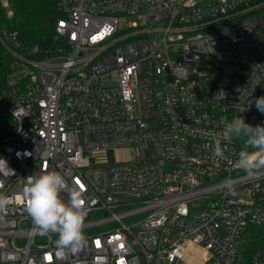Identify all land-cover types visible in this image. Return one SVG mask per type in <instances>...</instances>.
Instances as JSON below:
<instances>
[{"label": "built area", "instance_id": "built-area-1", "mask_svg": "<svg viewBox=\"0 0 264 264\" xmlns=\"http://www.w3.org/2000/svg\"><path fill=\"white\" fill-rule=\"evenodd\" d=\"M58 9L56 49L32 59L6 47L20 63L0 79V161L15 173L0 174V191L19 197L28 176L61 173L85 192L88 243L58 257V235L38 231L14 199L0 219V264H237L248 227L264 224V170L243 171L236 138L224 159L204 146L238 113L246 124L264 116V0ZM128 17L140 23L122 28ZM123 150L131 159L90 162ZM251 264H264V247Z\"/></svg>", "mask_w": 264, "mask_h": 264}, {"label": "clouds", "instance_id": "clouds-1", "mask_svg": "<svg viewBox=\"0 0 264 264\" xmlns=\"http://www.w3.org/2000/svg\"><path fill=\"white\" fill-rule=\"evenodd\" d=\"M255 106L264 114V96L255 100ZM241 136L245 137V141L238 153L237 163L247 175L254 176L264 170V126L253 127L239 117L227 122L223 130L213 138L214 147L211 144H205L204 147L212 148L214 157L224 159L227 144ZM222 141L225 142L223 147ZM228 163L231 165L233 162L229 160ZM0 174L8 176L15 173L6 167V161H0ZM234 183L231 178L224 181L226 194H237ZM63 192H67L66 200L61 196ZM14 199L22 200L25 211L38 231L58 235L55 241L58 257L62 258L68 252L76 254L87 245L88 238L83 231L86 218L85 192L79 185L69 188L61 173L45 171L28 176L19 197L14 198L0 191V219H3Z\"/></svg>", "mask_w": 264, "mask_h": 264}, {"label": "trees", "instance_id": "trees-1", "mask_svg": "<svg viewBox=\"0 0 264 264\" xmlns=\"http://www.w3.org/2000/svg\"><path fill=\"white\" fill-rule=\"evenodd\" d=\"M12 16H9L0 0V79L14 71L20 61L6 48L21 56L40 59L47 50L56 49L58 20L62 17L59 0H9ZM5 42V44L3 43ZM19 43L20 48L15 47ZM38 47V53L32 49ZM264 247V224L250 226L240 246L238 263L251 264L256 251Z\"/></svg>", "mask_w": 264, "mask_h": 264}, {"label": "rangeland", "instance_id": "rangeland-1", "mask_svg": "<svg viewBox=\"0 0 264 264\" xmlns=\"http://www.w3.org/2000/svg\"><path fill=\"white\" fill-rule=\"evenodd\" d=\"M134 22H138L140 23L137 18L135 17H128L123 19L120 22V26L124 29H128V25L129 23H134ZM152 27H154V25H152ZM260 33L262 35H264V28H260ZM241 117V113L237 114V118ZM242 118V117H241ZM247 124L252 125L253 127L257 126V125H261L264 126V116L263 115H256L253 119H251L250 117H247ZM237 143H238V147L239 150H241V148L243 147L244 141H245V137L241 136L239 138H236ZM250 151H254L253 149H250ZM133 156V154L127 150H123V151H108L106 153L97 155V156H93L90 159L91 163H98V162H116V161H126L131 159V157ZM191 250H193L198 256L201 255V251L196 248V247H191Z\"/></svg>", "mask_w": 264, "mask_h": 264}]
</instances>
